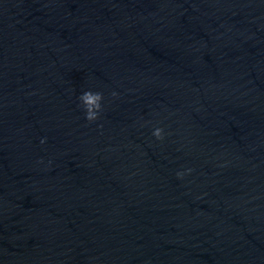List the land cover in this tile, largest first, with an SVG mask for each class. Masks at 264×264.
<instances>
[{"label":"water","instance_id":"water-1","mask_svg":"<svg viewBox=\"0 0 264 264\" xmlns=\"http://www.w3.org/2000/svg\"><path fill=\"white\" fill-rule=\"evenodd\" d=\"M0 264H264V0H0Z\"/></svg>","mask_w":264,"mask_h":264},{"label":"clouds","instance_id":"clouds-1","mask_svg":"<svg viewBox=\"0 0 264 264\" xmlns=\"http://www.w3.org/2000/svg\"><path fill=\"white\" fill-rule=\"evenodd\" d=\"M113 96H116L117 94L114 92L112 93ZM80 103L82 104L84 111H85V119L91 123L99 118V113L102 110V100H103V94L100 92H93L91 90L83 92L78 97ZM153 135L156 139L162 140L163 139V129L156 128L153 131ZM45 140L42 139L41 143H44ZM191 169H188L187 172H191ZM185 175L184 172H178L177 177L180 179H183V176Z\"/></svg>","mask_w":264,"mask_h":264}]
</instances>
